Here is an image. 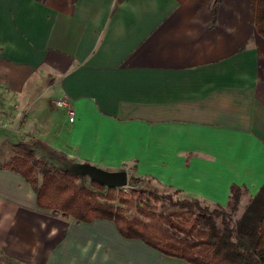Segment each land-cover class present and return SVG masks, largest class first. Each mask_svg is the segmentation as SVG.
Wrapping results in <instances>:
<instances>
[{"label":"crops","instance_id":"1","mask_svg":"<svg viewBox=\"0 0 264 264\" xmlns=\"http://www.w3.org/2000/svg\"><path fill=\"white\" fill-rule=\"evenodd\" d=\"M0 101L14 121L0 136L13 144L32 138L44 153L223 207L237 185L238 217L264 186V36L252 0H0ZM0 264L193 263L111 219L41 207L0 164Z\"/></svg>","mask_w":264,"mask_h":264},{"label":"trees","instance_id":"2","mask_svg":"<svg viewBox=\"0 0 264 264\" xmlns=\"http://www.w3.org/2000/svg\"><path fill=\"white\" fill-rule=\"evenodd\" d=\"M220 2L214 0V7ZM252 5L256 29L264 36V0H252ZM26 150L27 156L14 157L9 166L33 186L43 208L84 221L111 219L125 237L142 239L166 255L193 264H264V186L251 198L243 214L234 218L243 193L237 185L231 188L227 210L221 205L202 206L197 198L174 200L172 195H159L150 179L134 174H130L129 184L148 182L152 188L132 189L128 193L124 188H107L92 179L94 188H90L80 183L85 177L63 166L52 169L47 159L40 161V183L32 160L35 149L31 146ZM162 199L182 210L159 211L156 203ZM133 207L140 217L128 216Z\"/></svg>","mask_w":264,"mask_h":264},{"label":"rangeland","instance_id":"3","mask_svg":"<svg viewBox=\"0 0 264 264\" xmlns=\"http://www.w3.org/2000/svg\"><path fill=\"white\" fill-rule=\"evenodd\" d=\"M7 111H8V105L5 104L4 102L0 101V120L1 119H7V117H8V120L10 121V128L0 127V129H12L11 127H13L14 121H13V119L9 118L10 116L7 114ZM16 124L18 126L14 127V128L21 126L22 121L20 120ZM24 140L26 142L22 141V139H18V140H16L15 144H13L12 142H10V140L7 141L6 137L0 136V164L11 165V164H13L14 157L21 156V155L27 156L26 155L27 154L26 148L31 147V146L35 147V145H39V143H37V142L35 143L32 138L31 139L24 138ZM2 141L4 143H2ZM55 154L56 153H53V152L47 154V153L42 152L38 148L35 149L34 157L32 160L35 162L36 175H37L40 183L42 182V178H43V169H42V166L40 165L41 160L47 159L49 162L48 166L52 169L62 167L61 163L56 159ZM130 164H133V163L130 162ZM132 166L133 165H131L130 168H133ZM150 180H151V183L154 185V182H152L153 180L152 179H150ZM80 183L85 184L86 186H88L90 188H94L91 185L90 179L88 177H85V179L80 180ZM151 185L148 182H142V183H139L136 185L128 184V186L124 187V191L129 193V192H131L132 189H138V188L151 189L152 188ZM156 189H157L159 195H172L174 200L191 199V198H186V197L183 198V195H181L177 192H174V191H168L166 188H163V187H160V188L157 187ZM149 192H150V190L147 192V195L150 194ZM200 202H201L202 206L209 205L211 208H214L215 206L219 205V204H212V203L203 202L201 200H200ZM156 207L158 208L159 211H164L166 213L182 210L179 207L172 206L170 204L169 200H167V199L166 200L162 199L159 202H157ZM226 209L229 210L228 206L226 207ZM128 216L130 218H134V217H140L141 215L139 214L137 208L133 207L129 211ZM238 216H239L238 212L236 211V213H234L233 217L238 218ZM218 223L221 225V217H218Z\"/></svg>","mask_w":264,"mask_h":264},{"label":"water","instance_id":"4","mask_svg":"<svg viewBox=\"0 0 264 264\" xmlns=\"http://www.w3.org/2000/svg\"><path fill=\"white\" fill-rule=\"evenodd\" d=\"M56 159L61 165L81 177L96 180L107 188H124L129 184L127 169H107L90 161H79L65 153L57 152Z\"/></svg>","mask_w":264,"mask_h":264},{"label":"built area","instance_id":"5","mask_svg":"<svg viewBox=\"0 0 264 264\" xmlns=\"http://www.w3.org/2000/svg\"><path fill=\"white\" fill-rule=\"evenodd\" d=\"M57 104L59 106L67 107L69 117L71 119H74V117H75V110L76 109H75V107L73 105V102L69 98H66V97L59 98L57 100ZM14 107L15 108H18V104H15ZM0 127L10 128V121L8 119H1L0 120Z\"/></svg>","mask_w":264,"mask_h":264}]
</instances>
